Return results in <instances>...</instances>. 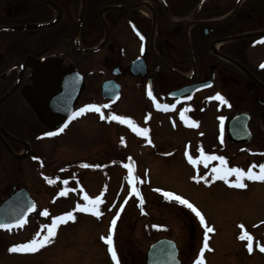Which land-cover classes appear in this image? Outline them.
Instances as JSON below:
<instances>
[{"label": "flooded vegetation", "instance_id": "1", "mask_svg": "<svg viewBox=\"0 0 264 264\" xmlns=\"http://www.w3.org/2000/svg\"><path fill=\"white\" fill-rule=\"evenodd\" d=\"M259 6L264 0H0V207L18 190H26L36 209L24 223H36V236L43 234L45 203L56 206L52 192L66 201L76 198L78 191L86 202L81 197L86 186L76 182V175L90 167L77 168L72 161L51 170L45 156L57 150L60 132L93 112L100 117L128 116L150 130L155 123L165 124L167 130L169 125L182 130L188 124L196 131L214 124L216 153H205L223 158L221 148L227 145L242 151L244 144H234L225 134L227 121L241 113L249 134L246 143L258 155L248 166L264 164V61L253 64L248 59L257 37L251 43L247 41L252 37L237 39L240 21L261 11ZM109 81L117 86L118 99L102 100L96 105L100 112L86 108L92 105L86 96L91 91L100 95L101 85ZM60 87L62 97L54 96ZM217 93L227 103L216 99ZM133 98L144 103L141 117L110 107ZM60 100L65 106L62 120L48 121L45 101L58 110ZM81 107L85 111L76 115ZM48 132L56 135H45ZM12 159L25 161L21 185L13 183L20 174L12 180ZM207 160L217 168L225 166L219 159ZM29 176L33 184L26 181ZM34 185L37 191H32ZM119 223L109 226L118 254ZM11 232L0 227V252L5 257Z\"/></svg>", "mask_w": 264, "mask_h": 264}, {"label": "rangeland", "instance_id": "2", "mask_svg": "<svg viewBox=\"0 0 264 264\" xmlns=\"http://www.w3.org/2000/svg\"><path fill=\"white\" fill-rule=\"evenodd\" d=\"M251 7L255 8L254 5ZM259 7L262 10H258V13L254 11L256 13L246 19V15L241 17L244 19L239 23V32L263 33L264 6ZM257 36L247 42L251 43ZM261 39L251 46L248 53V59L253 64L264 61V37ZM90 98L92 105L102 102L95 91H91L85 99ZM133 99L135 101L127 99L112 103L110 107L129 116L141 117L144 103L138 98ZM79 102L83 103L82 99ZM81 103L76 106L79 107ZM80 109L82 107L77 110ZM102 116H95L93 112L91 117L76 119L72 126L60 132L57 150L45 156L49 158L47 168L51 170L57 166L67 167L72 161H75L77 168L84 167L82 164L90 167L76 175V182L80 181L86 186L85 195L88 197H101L102 202L98 205L101 219L96 221L93 214L76 210L78 204H85L77 193L76 198L71 196L69 200L61 201L52 192V201L56 206L50 207V202L44 205V209L51 212L43 217V233L46 234V226L56 216L72 212L75 219L68 224H59L51 242L37 252L9 251L35 236L36 223L25 222L11 232V237L7 236L11 247L7 249L6 257L0 252V264H115L103 237L108 236L104 235L109 230V222L117 215L120 222L118 234H121V240L117 241L119 254L115 242H112L119 264H145L146 251L160 238H168L176 244L180 264H195L202 249L204 264H264V252L259 250V246H264V182L245 179L246 188H229L225 179L214 180L211 169H201L204 165L201 150L205 156V152L216 153L212 147L216 143L213 141L214 124L203 126L206 132L209 131L208 127L212 130L209 136L207 134L202 138L204 130H193L188 124L182 128L189 130L186 132L181 128L173 129L170 125L167 130L165 124L159 127L155 123V128L150 130L144 124L134 123L138 128L148 130L145 136L134 132L126 123L110 119L113 114L103 113ZM122 117L130 119L128 116ZM71 128L73 135L70 136ZM226 147L221 148L225 155L224 169L241 168L247 171L248 165L254 162L253 156L257 155L251 153V143L244 144L242 151L241 148L233 150L229 149V145ZM14 152L17 154L18 150ZM186 153L200 162L196 165L189 163ZM127 156H131L136 165L139 178L137 188L134 181L129 182L124 166ZM217 156L220 157L219 154ZM10 165L12 180L20 174L13 183L21 185L25 178V161L12 159ZM255 169L254 172L258 173L259 166L256 165ZM235 179L234 175L227 178L232 182ZM26 181L34 182L31 176ZM38 185H34L32 191H37ZM163 191L175 193L191 202L202 213L205 224H201L187 206L166 198ZM205 225L214 229L207 233V249H204ZM239 225H243V229ZM243 231L253 237L251 253L247 250V240L239 239Z\"/></svg>", "mask_w": 264, "mask_h": 264}, {"label": "snow or ice", "instance_id": "3", "mask_svg": "<svg viewBox=\"0 0 264 264\" xmlns=\"http://www.w3.org/2000/svg\"><path fill=\"white\" fill-rule=\"evenodd\" d=\"M261 67L264 68V64H262ZM148 95L150 97H152L151 89H149ZM153 99H154V97H153ZM216 99L220 100L221 102L227 103V101H225L224 98L219 93L216 94ZM156 106L158 108L160 107L159 104H157ZM103 107H108V105H104ZM168 107H174V105H172V106L164 105V108H168ZM86 108L100 112V108L97 107L96 105H88V106H86ZM84 111H85V109L82 108V109H80L79 113H76V115H79L80 113H83ZM180 115H181V119H184V112H181ZM101 118L103 119L104 117L102 116ZM110 119L117 120L121 123H126L134 132H136L139 135H145V136L147 135L148 130L138 128L132 122L131 119H127L125 117L117 116V115L111 116ZM193 124H195V122H193ZM61 131H62V129H61ZM45 135L54 136V135H56V133L48 132ZM186 155H187V159H188L189 163L196 165L200 162V161L194 159L191 154L186 153ZM201 159H203V160L219 159L222 163L224 162L223 157L205 156L203 154L202 150H201ZM125 167L128 168L129 182L132 183L134 180L133 169L130 165H125ZM255 167H256V165H253V166L249 167V169L247 171H245L241 168H229V169L213 168L212 171L214 174L218 175L219 178L225 179V181L227 183H229V186L237 187V188H246L247 185L244 183L245 179L253 180V181H255V180L264 181V164L259 165V172L258 173L253 171V168H255ZM233 175L236 177L235 182L228 181L227 177L233 176ZM193 178L196 179V177H193ZM51 182L52 181L49 180V183H51ZM133 191H135V188H133ZM158 191H162V190H158ZM163 195L168 199H174L177 202H179L180 204L187 206L200 219L201 224H205V220H204L202 213L187 199L181 197L180 195H177L175 193L168 192V191H163ZM83 199L86 201V203L84 205L78 204L76 206V210L81 211V212H85V213H91L93 215L99 216L100 213L98 211V205L102 202L101 197L97 196L95 198H90L87 195H85L83 197ZM33 207H35V206L33 205ZM41 214L48 215V212H47V210H44V212H42ZM74 219H75V217H74L72 212H67V213H64L60 216H56V217L52 218V222L46 226V234L37 233L36 236H34L33 239H31L30 241H28L26 243L19 244V245H15L12 248H10L9 251H12V252H36L40 248H43L45 245H47L51 242L52 238L56 235V229L58 228L60 223H67L68 220H74ZM115 223H116V220L113 219V221H112L113 227L115 226ZM0 227L8 228L9 225L4 224V225H0ZM239 227L241 229H243L244 226L239 225ZM205 228H206V231H205L204 249H207L208 248L207 233L214 231V229L209 228L206 225H205ZM103 239L105 240V242L108 245V251L111 254L112 260L115 262V264H119L116 251L113 247L111 234H109L107 237H103ZM239 239H241V240L246 239L247 240V245H246L247 250L251 253L253 250V237L251 236V234H249L247 231H243L242 234L239 236ZM259 250L261 252H264V246H259ZM195 264H204L203 249L201 250L200 257H198L197 260L195 261Z\"/></svg>", "mask_w": 264, "mask_h": 264}, {"label": "water", "instance_id": "4", "mask_svg": "<svg viewBox=\"0 0 264 264\" xmlns=\"http://www.w3.org/2000/svg\"><path fill=\"white\" fill-rule=\"evenodd\" d=\"M258 34L259 33H248L244 35L240 34L237 36V38H246ZM62 95L63 90L60 87L56 90L54 96L62 97ZM101 96L103 99L113 100L118 97V88L113 81L104 82L102 84ZM50 105L52 106V102L48 103V101H45L44 108L47 120L50 122L59 123L65 114V106H63V101H59L60 108L58 110H52ZM55 105L56 102L54 101V106ZM225 134L228 140L234 144H245L249 139L245 115L238 114L231 117L225 125ZM125 165H130L132 167L134 180L137 181L138 179L135 172V165L130 157L126 158ZM33 205L34 203L30 199L28 193L25 190H18L13 196H10L7 199V205L4 203L0 207V225L7 224L11 228L18 226L21 224V222H23V220H25L29 212L34 209ZM145 264H180L178 260V250L174 242L163 238L153 243L146 253Z\"/></svg>", "mask_w": 264, "mask_h": 264}]
</instances>
